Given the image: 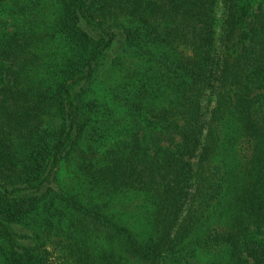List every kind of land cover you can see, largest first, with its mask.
Masks as SVG:
<instances>
[{"label": "trees", "instance_id": "1", "mask_svg": "<svg viewBox=\"0 0 264 264\" xmlns=\"http://www.w3.org/2000/svg\"><path fill=\"white\" fill-rule=\"evenodd\" d=\"M0 16V264H264V0Z\"/></svg>", "mask_w": 264, "mask_h": 264}, {"label": "rangeland", "instance_id": "2", "mask_svg": "<svg viewBox=\"0 0 264 264\" xmlns=\"http://www.w3.org/2000/svg\"><path fill=\"white\" fill-rule=\"evenodd\" d=\"M49 1H47L45 4H44V7H45V10H48L49 9ZM1 18L3 16H0ZM113 54H109L108 57L106 58V61H109V59L111 58ZM119 74L116 73L114 70H110L109 68H105L104 70H102L100 72V76L98 77V80L95 82V87L97 89L98 92H104V91H107L109 89L110 86H112L114 83H116V81L119 79ZM70 168V166H69ZM73 173L70 172V169L69 170H66V172L64 173L63 175V180L65 181H69L70 184L73 183L74 178H73ZM123 201V200H122ZM122 201L120 202H117L112 208L111 210L114 212H119L122 214L123 217H126L127 215L129 216L130 215V212H129V205H125V208L122 207ZM135 202H138V199H135ZM131 207H132V204L130 203ZM127 216V217H128Z\"/></svg>", "mask_w": 264, "mask_h": 264}]
</instances>
